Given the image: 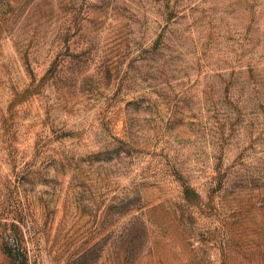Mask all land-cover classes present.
Segmentation results:
<instances>
[{
  "label": "rangeland",
  "instance_id": "374dc122",
  "mask_svg": "<svg viewBox=\"0 0 264 264\" xmlns=\"http://www.w3.org/2000/svg\"><path fill=\"white\" fill-rule=\"evenodd\" d=\"M0 264H264V0H0Z\"/></svg>",
  "mask_w": 264,
  "mask_h": 264
},
{
  "label": "trees",
  "instance_id": "16d2710c",
  "mask_svg": "<svg viewBox=\"0 0 264 264\" xmlns=\"http://www.w3.org/2000/svg\"><path fill=\"white\" fill-rule=\"evenodd\" d=\"M21 263H22V260H21Z\"/></svg>",
  "mask_w": 264,
  "mask_h": 264
}]
</instances>
